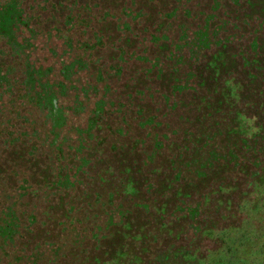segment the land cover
I'll list each match as a JSON object with an SVG mask.
<instances>
[{
	"label": "trees",
	"instance_id": "obj_1",
	"mask_svg": "<svg viewBox=\"0 0 264 264\" xmlns=\"http://www.w3.org/2000/svg\"><path fill=\"white\" fill-rule=\"evenodd\" d=\"M29 1L39 8L33 22L40 21L39 14L43 16V26L37 28L39 35L48 44L53 43L51 51L54 52L57 45L62 54L70 52L73 60L67 61L64 55H59V61L52 66L57 68L58 75V80L53 82L44 80L48 77L44 70L27 69L25 78L34 84V93L27 96L28 100H19V104L15 102L16 96L9 92L4 97L0 96V126L6 128L5 125L10 124L12 119L19 122L20 118H24L30 138L25 145L30 154L34 155L36 149L50 148V156L59 165L49 171V176L57 179L52 185L61 183L60 188H63V177L72 173L75 179L81 176L82 183L85 179L83 184L87 186V178L81 171L87 169L85 166L90 160L97 163L94 159L98 154L103 156L96 150H103L105 143L102 135L97 138L96 133L103 131L101 123L104 116L114 118L124 108V103L116 104V108L111 104L110 114H106L109 102L104 97L110 95L109 83L121 85L122 93L134 94L140 102L153 100L146 104L138 103L135 107V120H138V125H135L141 128L139 130L149 131L147 137H151L153 146L140 162L145 167L152 163L163 146L162 142L175 135L169 120L163 118L156 121L159 114L174 113L181 98H187L184 103L192 105L200 102V110L207 113L208 119L213 114L220 117L229 115L233 128H229L228 136L234 139L231 142L234 146L221 160L233 164L231 173L238 177L230 176V184L226 183V174L218 168L216 172L222 179L208 181L207 173L218 161L217 152L211 150L210 158H206L200 167L202 171L197 172L201 178L198 183L186 182L180 191L175 192L179 206L182 199L190 201L196 195L199 199L194 207L190 203L188 208L177 206L173 215L159 213L156 218L159 226L168 225L171 228L167 232L171 240L181 238V231L175 227L179 220L186 218L184 230L189 235V246L180 256V248L172 243L155 259L160 264H264V0H187V7L184 8L181 6L184 0H170L154 8L153 15L140 14L141 9H137L134 3L136 0H111L114 8H110L106 0ZM10 2V8H0V17L5 19L3 26L0 24V37L6 39L12 53L20 56L24 48L17 42L15 33L19 26L25 25L15 9L17 0ZM20 2L22 0H18ZM168 4L169 12L166 11ZM140 21L143 25L137 27ZM250 25L258 26L253 28ZM0 72L6 73V69L0 68ZM82 72L89 79L85 86L79 83L77 77ZM36 80L38 83L35 84ZM98 89L103 96H98ZM5 92L2 90L1 93ZM68 92L74 93L76 111L86 110L89 120L78 126L77 132L74 130L77 139L72 136V140L68 130L67 134H62L61 141L59 136L65 126V112L61 108L55 110L52 101L65 97ZM26 101L29 102L27 109L23 107ZM6 118L9 119L5 121ZM117 122L118 119L112 122L115 127L110 123L108 125L115 136L121 137L124 130L118 127ZM213 128L206 126L201 148H210L209 137L213 135ZM80 140L81 145L91 144L92 149L66 151L63 147L64 143L75 145ZM4 143L7 146L3 153L9 149V143L0 136V144ZM138 144L133 142L131 149H136ZM242 149L246 150V156L242 155ZM111 150L108 149V153ZM67 159L71 163H67ZM70 166L73 168H68ZM77 167L79 169H75ZM68 182L73 184L70 180ZM123 187V184L120 185V188ZM69 189L70 186L66 185L65 190ZM30 193L36 194V190L32 189ZM89 193V190L85 193L81 190L77 195L88 198ZM134 193L137 191L130 188L129 192L122 191L121 194ZM106 195L107 202L109 197L114 200L116 193L111 189ZM95 199V195L91 203L85 199L81 213L78 209L81 219L70 218L63 224L69 226L73 223L81 227L80 224L91 226L98 223L96 226L100 229L89 231L98 247L108 238L112 239L108 232L110 226L115 225L118 231L125 229L128 218L127 210H123L116 220L107 215H104L102 223L101 220H85L83 217L89 209L93 213L111 209L107 205L102 207V203L95 205ZM148 233L147 238L154 241L155 234ZM77 239L81 243V239ZM133 240L140 241L135 237ZM201 243L210 247L204 249Z\"/></svg>",
	"mask_w": 264,
	"mask_h": 264
},
{
	"label": "rangeland",
	"instance_id": "obj_2",
	"mask_svg": "<svg viewBox=\"0 0 264 264\" xmlns=\"http://www.w3.org/2000/svg\"><path fill=\"white\" fill-rule=\"evenodd\" d=\"M106 1H109L108 5L110 8L115 7V4L111 3L113 1ZM117 1L120 2V0ZM169 1L136 0L134 3L137 9H141L140 14L153 15L154 8L158 7L161 3L167 4ZM187 2V0L183 1L182 8L187 7ZM172 5L174 6V3ZM169 8L170 5L168 4L166 8L167 12H169ZM38 19L40 21L35 22V26H39L40 28L44 23L42 14H39ZM139 23L136 25L137 27L143 25L142 21ZM31 26L35 29L33 23ZM257 26L253 25L251 27L257 28ZM54 43L57 44L56 42ZM34 46L31 60L35 62V65H53L56 61V57L50 51L53 43L48 44L39 35L34 42ZM55 46L56 50H54V54L59 57V55H62V52L57 45ZM5 64L6 61L0 59V66H4ZM77 77L81 85L89 82L87 74L84 72L78 74ZM50 78L53 81L58 80L57 68H52ZM20 84L18 88L22 89ZM109 87L110 95L108 96L107 94L104 97L109 102L106 114H110L109 107L112 109L111 104H114L116 108V104L124 103V108L114 118L108 115L104 116L101 123L103 131L101 130L102 132L96 134L97 138L102 135L105 148L103 150H96L103 153V156L97 152L93 153L98 154V157L94 159L97 163H91L90 160L87 169H83L85 173L82 175L87 178V186L83 184L86 182L85 179L82 183L81 176L75 179L72 173H70V182L77 181L80 185H74L70 190L61 188L60 191H53L58 187V185H52L57 179L51 178L49 171L51 168L58 167L59 165L50 156V148L44 150L36 149L34 155L30 154L27 146V148L15 150L19 153H14L13 148H9L3 153L4 149L2 148V144H0V182L6 180L10 188L14 189L16 183L19 185L17 182L19 178L25 177L30 180L33 177L34 185L32 189L36 190V195H34L32 200L38 208V219L45 220V226L42 229L39 227L35 228L36 234L30 237V243L27 246L26 256H30L31 261L33 255L38 258L35 264H160L156 261L155 257H158L166 246L172 243L180 248L179 255L181 256L182 252L185 251V247L189 246V235L184 230L186 218L176 223L175 229L181 231V238L171 240L167 233L171 228L168 225L161 227L156 221V218L160 215L159 213H163V215H173L175 213V207L179 206L175 200V192L177 190L180 191L183 188L182 185L186 182L198 183L200 177L197 175V172L202 171L200 167L206 158H210L211 150L217 152L218 161L213 170L207 173L206 177L208 181H216V178L217 181L222 179V176L217 173L219 169L226 174L228 179L226 183L230 184L229 179L232 176L238 177L235 173H231L234 170L233 164H226L221 160L226 158L224 154L228 153L234 146L231 143L234 139L228 136L229 128H233L232 122L228 119L230 118L229 115H222L220 117L213 114L208 119L207 113L200 110V102L193 105L189 104V102L184 103L187 101V98L178 99V107L174 113L169 115L164 113L159 114V118L156 121H160L163 118L165 121L169 120L171 125L174 126L175 135L172 138L170 137L171 139L168 141L162 142L163 146L155 154L152 163L146 167L142 166L140 162L144 154L149 153L153 149V146L151 145V137H147V132L149 131L145 130L144 132L139 130L141 128H137L135 125H138V120H135V107L138 103L146 104L153 100L144 99L140 102L135 98L134 94L122 93L123 89L121 85L115 86V83H109ZM99 89H102V87ZM158 109L162 110L161 108ZM120 116L122 117L120 118ZM67 117H69V114ZM115 118L119 121V123H116L119 124L118 127L124 130V134L121 137L115 136L110 131L111 127L108 125L110 123V125H114L113 127H115V124H112L116 120ZM67 123L70 126L71 124H79V121H73L72 118L66 120ZM206 126L214 127L213 131L211 130L213 135L209 137L210 148H201ZM112 130L114 131V129ZM135 141L140 144L136 145V149L132 150L131 147ZM110 148L112 149L111 153H108V149L110 150ZM245 152L246 150L242 149V155L246 156ZM194 159H198V161L194 162ZM67 160V163H71L69 159ZM61 164L62 167H65L63 162ZM109 167L111 170L108 171ZM68 168L72 169L73 167L70 166ZM176 176H178L177 180L175 179ZM223 177L225 178L224 175ZM50 181L53 182L50 183ZM49 183L51 185L45 189V184ZM122 184L125 187L120 188ZM206 184L208 183L206 182ZM130 188H134L137 193L133 195L121 194L122 191L129 192ZM111 189L116 193L113 200V209L127 210L128 220L126 226L124 224L126 228H121L118 231L115 225L110 226L108 232L112 239L108 238L100 246L96 247L93 239L90 237L89 231L98 223L91 226L80 224L81 227H79L73 223L67 226L63 222H68L70 218L73 220L81 219L82 216L79 215L78 209L81 213V209H84L86 203L85 199H88L87 202L91 203L93 196L98 193L102 194L103 198H105ZM81 190L84 193L89 190L91 192L88 194L89 197L83 198L81 195H77ZM53 193H60V195H54ZM198 199L196 195L190 201L182 199L179 207H183L184 205L185 208H188V203L194 207V203ZM232 199L237 200L236 197H232ZM71 207L73 209L69 211ZM161 209L165 211L160 212ZM92 213L89 209L85 212L86 216L83 218L98 222L101 220L100 223L105 221L103 211L99 210L97 213ZM116 219L117 216H115L114 220ZM127 228L128 230H126ZM148 232L151 235L155 234L154 241L147 238ZM134 237L139 238L140 241L133 240ZM77 238L81 239V243L80 241L79 243L77 242ZM36 245L38 246L37 250H35ZM201 246L204 249L210 247L205 243H201ZM178 259L179 256H177Z\"/></svg>",
	"mask_w": 264,
	"mask_h": 264
},
{
	"label": "flooded vegetation",
	"instance_id": "obj_3",
	"mask_svg": "<svg viewBox=\"0 0 264 264\" xmlns=\"http://www.w3.org/2000/svg\"><path fill=\"white\" fill-rule=\"evenodd\" d=\"M29 0H22V2L15 5V9L17 8V11L20 13L22 18V24L25 26H19V29H16L15 37L17 39L18 43L23 44L24 52L20 54V56H16L14 53L11 52V50L7 47V41L6 39L0 37V59H3L6 61V64L4 66H0V68H5L6 73L0 72V79L1 81H4L3 84L0 83V96H5L8 92L15 95L16 100L15 102L19 104V100L25 101V98L28 100V95L31 93H34L33 87L34 84L30 81H28L25 78L26 70L30 68H37L44 70V73L48 74V77L44 80H49V82H53V80L50 78L52 73V66H43V65H35V62L32 61L31 53L33 51L34 42L39 36V26H35V22H33V19L36 18L39 8L34 7L33 1ZM36 1V0H35ZM38 2V1H37ZM11 2L10 0H0V8H10ZM27 11V12H26ZM31 18V19H30ZM5 19L0 17V24L3 26V22ZM34 24L35 29L31 26V24ZM0 29L2 27L0 26ZM2 33V30L1 32ZM51 51V49H50ZM53 52V51H51ZM62 55H64V58L67 61L73 60L71 57L72 55L70 52H64ZM53 56L56 57V55L53 52ZM60 56L56 58V61H59ZM87 60V59H83ZM55 61V62H56ZM78 61V59H77ZM17 79V80H15ZM15 80V81H14ZM22 82V83H21ZM21 83V84H20ZM38 83L37 80L35 84ZM22 87V89H19L18 86ZM86 85V84H85ZM84 85V86H85ZM2 90L7 91L5 93H1ZM97 92H99L97 90ZM102 95V94H100ZM107 95V94H106ZM99 96V94H98ZM103 96V95H102ZM74 93L68 92L65 97H59L57 100H53V106L54 109L61 108L65 112V126L62 128L61 135L59 136L60 140L62 139V134H67L68 130L71 131V139L72 136L77 137V134L74 132L76 131V128L78 126H83L87 121L89 120V117H87V111L83 109H79L76 111V104L73 100ZM2 99V98H0ZM27 102L23 105L25 109H27ZM17 104V106H18ZM29 104V102H28ZM1 105V104H0ZM15 107V106H14ZM71 110V111H70ZM69 114V117H67ZM73 118V121H79V124H66V120H70ZM9 118L4 119L5 121ZM24 118H20L19 122L17 119H12L10 124L5 125V127L0 126V136L5 141H8V147L13 148L14 153H19V148H27L26 142L28 143L30 140L29 138V130L26 128L27 123H23ZM43 123L48 125L45 120H43ZM73 130H71V129ZM73 132V133H72ZM77 132V131H76ZM71 139H69L71 141ZM77 139V138H76ZM86 140V139H85ZM68 142V141H67ZM2 145V148L4 149L7 145ZM82 141H77L75 145L64 143L63 147L66 151L68 149L74 150V151H89L91 150V144L88 145H81ZM84 162V161H82ZM87 167V166H85ZM83 167V168H85ZM79 169V167L75 168ZM81 171V170H79ZM82 173L83 170L81 171ZM69 177V178H68ZM63 180V188L65 189V186H71L70 189L77 185L79 182H73V184H70L68 181L70 180V175L67 173ZM19 185H17L13 188H10L9 183L6 180H2L0 182V264H35L37 261L36 256H32V261L30 256H26L27 254V246L30 243V237L34 236L36 234V229L39 227L42 229L45 226V220L44 219H38V208L36 203L32 200L34 195L31 194V185H34L33 178L30 180L27 178H19L17 181ZM53 181H50V183ZM49 183V184H50ZM47 184V187H49ZM58 187L55 188V190H60L61 183H57ZM69 189V190H70ZM107 196V195H106ZM96 199L94 200L95 205H99L102 203V207H105L104 205L111 206V209L108 212H104V215H107L115 218V216L119 215L120 212L123 210L119 209H113V199L108 198L106 202V197L103 198L102 194L98 193L95 195ZM106 202V204H104ZM72 211V210H71ZM118 217V216H117ZM95 228L100 229L98 226H94L93 230ZM105 228V227H104ZM38 246L36 245L35 250H37Z\"/></svg>",
	"mask_w": 264,
	"mask_h": 264
}]
</instances>
